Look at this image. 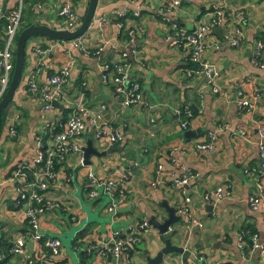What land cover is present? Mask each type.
<instances>
[{
  "label": "crops",
  "instance_id": "1",
  "mask_svg": "<svg viewBox=\"0 0 264 264\" xmlns=\"http://www.w3.org/2000/svg\"><path fill=\"white\" fill-rule=\"evenodd\" d=\"M58 2L48 0L42 11L35 12L34 21L55 24ZM163 2L98 0L92 23L84 33V45L99 47L105 44L99 56L83 53L72 45L71 40L55 41L37 36L27 41L24 69L9 108V118L19 126L17 137L9 139L12 125H8L0 136V161H5L0 165V252L2 245H10L4 264H37L45 252L42 241L36 242L27 234V221L19 207L14 205L17 196L14 186L3 181L17 164L34 166L35 149L51 145L62 111L55 106L49 111L44 110L43 102L28 90L27 82L34 79L40 89L49 75L59 72L68 54L74 58L75 64L64 88L67 101L60 104L71 110L80 105L92 111L99 123L114 126L123 136V141L114 145L121 146L122 151L95 157L88 167L80 162L82 150L79 154L66 155L57 168V178L45 193L59 206L41 216L39 231L43 238L57 237L59 231L69 229L79 221L77 194L85 186L88 171L110 177L118 167H127L130 177L125 185H119L118 189L123 188L125 194L127 190V197L120 202L126 200L116 216L107 210L106 197L89 198L93 215L81 229L87 230L81 236L78 231L71 240L74 263L66 249L61 248L59 260L62 264H108V258L116 262L123 259L126 264H131V256L139 253L137 245L144 241L149 230L129 258L123 255L116 259L111 253L104 256L103 247L111 243L116 232H125L128 225L141 218L148 219L155 212L154 207H149L150 201L158 206L165 199L177 209L184 194L191 197L192 218L202 223L201 227H190L186 222L178 225L181 234L178 244L190 251L187 264H195V261L201 264L263 262L257 250H246L241 234L246 232L245 226H251L259 239L264 238L262 214L249 206V197L255 193L256 183L264 179V176L258 177L261 173L257 131L264 130V0H181L175 19L186 32L193 30L199 22L208 21L214 7L223 5L227 19L220 25V34L214 33L213 29L208 34L204 52L219 74L217 83L221 90L218 93H213L205 85L202 74L183 72L189 52L166 41L169 25L156 13ZM19 4L20 0H0V7L5 12L15 11ZM87 4L88 0H76V15L81 21ZM124 11L122 25L135 30L134 45H129L130 49L124 41L122 27L117 25L120 22L115 23L117 13ZM99 18L104 19L102 25L96 21ZM238 18H241L243 36L237 44H232L223 39V34L232 33ZM256 40L263 43L262 54L257 58L263 67L252 62ZM112 43L126 52L130 73L141 81V102L130 107L120 104L111 85L102 78L99 57H111L109 45ZM132 46L136 50H132ZM37 50L45 52L39 54ZM245 100L249 102L247 106L242 104ZM183 107L189 109V117L177 114ZM182 121H186V129L181 128ZM85 124L86 130L77 142L82 146L91 140L99 151L106 150L111 143L107 139L95 140L89 121ZM63 125L60 124L61 128ZM185 131L194 134L186 137ZM209 133L216 134L213 148L198 150L196 145L207 140ZM159 165L160 170L157 169ZM187 173L193 177L183 189L182 197L177 192V196L172 195L171 181ZM217 187L226 191L225 198L205 201L204 194ZM68 210L70 213L66 219L64 213ZM71 213L76 214V220L70 218ZM105 215L111 216V223H104L108 230L101 238L97 231L99 226L94 223ZM176 215L181 216L177 211ZM18 235L24 236V245L21 253H14L12 247ZM163 243L160 240L157 245L147 246L144 250L154 255ZM174 254L177 260L174 264L182 262L181 256ZM198 255L205 259L200 261ZM32 260L33 263H29ZM169 261L165 260L164 264H171ZM141 264H145L144 254Z\"/></svg>",
  "mask_w": 264,
  "mask_h": 264
},
{
  "label": "built area",
  "instance_id": "2",
  "mask_svg": "<svg viewBox=\"0 0 264 264\" xmlns=\"http://www.w3.org/2000/svg\"><path fill=\"white\" fill-rule=\"evenodd\" d=\"M48 0L36 1L32 9L36 11H42L45 3ZM22 0H20V4ZM12 11L8 15L0 7V20L5 18L7 26L5 28L6 38L4 45L0 48V100L4 96L13 72V42L17 34V29L21 21V9ZM181 5V0H164L160 9L156 12L160 18L169 25V29L166 34V41L173 45H181L188 51L190 60L194 63L195 68L189 70L187 75L202 74L204 77L205 85L210 87L213 93H218L221 89L217 83L219 77L214 65L204 56V52L207 46V36L215 26H220L224 22L223 5L214 7L209 14L208 21H202L190 32H186L184 29L178 27V23L175 19V15L178 12ZM76 0H59L56 4L57 9V21L55 24L50 25L56 29H67L74 31L80 24V21L76 15ZM124 12H118V15L124 14ZM239 15V14H238ZM99 25H102L104 19L99 18L96 20ZM241 18L236 20L233 31L223 34V39L229 41L232 44H237L242 38L243 34L240 28ZM121 27V23H117ZM135 30H128L129 40L128 43L134 45ZM84 35L78 36L71 40L74 47L81 50L83 53H87L86 46L84 45ZM218 47V45H216ZM105 48V44L97 47V52L100 55ZM263 43L260 40H256V46L253 52L252 62L263 67V64L257 60L262 54ZM132 50H136L132 46ZM39 54H43L44 50H37ZM110 64L100 63L102 70V78L106 83H109L113 88L114 95L120 100V104L124 107H130L133 104L141 102V86L138 82V78L133 77L129 71L130 65L126 63V52L110 54ZM115 57H121L115 59ZM75 64L74 58L68 54L67 58L56 74L49 75L46 78L45 84L38 89L34 79H28V90L33 96L39 97L43 102L44 110H51L54 108L52 102L57 101L59 103L66 102V95L64 88L67 85L71 70ZM242 104L247 106L249 102L243 101ZM101 108H104L101 105ZM179 115L189 117V109L184 108L177 112ZM89 121L90 126L94 130V136L96 139H107L111 144H120L123 141L121 133L115 129L112 125L105 123H99L97 117L87 108L80 105L75 106L69 112L62 129L56 132L52 137V143L46 148L35 149V158L32 165L20 163L15 165L9 175L3 182L11 183L16 190V200L14 205L19 207L22 211L23 217H25L28 224L27 234L37 241H42V247L44 254L40 256V261L37 264H52L53 261L59 260L61 255V241L58 237L43 238L40 233V218L48 210L58 207L59 203L54 199L45 196L46 190L49 188L50 183L54 182L57 178V169L54 168L56 163L62 162L66 155L71 153H80L81 145L77 142L81 132L85 129V122ZM186 121L181 122V128L186 129ZM258 139V155L260 158L259 171L264 172V130L257 129ZM9 134L14 137L15 128L10 126ZM216 140L215 133H209L207 140L202 143H198L196 148L198 150L212 149ZM83 158L80 156V162ZM160 170L161 166H157ZM130 169L127 167H118L115 170L113 176L102 177L94 174L92 171H88L86 174V180L88 182V197L90 199H97L99 197H106L107 210L116 216L118 214V205L122 202L126 196L124 189H118L119 185H124L128 180ZM193 175L187 173L181 177L173 179V187L180 189L182 195L185 185L189 184V181ZM2 181L0 180V187ZM256 191L249 197V206L252 210L260 211L263 217L264 223V191L263 185L259 181L255 185ZM118 191V193H116ZM228 193V192H227ZM226 191L221 187L212 189L210 192L204 194V200L219 201L225 198ZM117 200V202H116ZM191 197L184 194L182 204L176 209L189 223L190 227H201L202 223L194 220L191 216L189 204ZM73 220L76 217L70 216ZM149 227L148 219L141 218V220L135 222L133 225H129L124 234L119 235L115 233L114 239L109 245L104 246L103 255L112 254L116 259L121 256L129 258V255L133 253L134 247L142 240L144 233ZM242 232L241 239L243 240ZM251 240V245L248 251L257 250L261 260L264 262V238L259 239L258 233L248 235ZM13 244L12 251L14 253H21L24 245V236L18 235ZM240 239V240H241ZM246 248V247H245ZM199 260L203 261L205 257L198 255ZM29 263H33L29 261ZM177 264H184L182 262Z\"/></svg>",
  "mask_w": 264,
  "mask_h": 264
},
{
  "label": "water",
  "instance_id": "3",
  "mask_svg": "<svg viewBox=\"0 0 264 264\" xmlns=\"http://www.w3.org/2000/svg\"><path fill=\"white\" fill-rule=\"evenodd\" d=\"M97 3L98 0H88L83 19L77 29H75L74 31H69L67 29H56L45 23L30 25L20 31L15 43L14 68L11 80L4 96L0 100V135L2 112L12 100L14 92L21 79V74L25 62L26 44L29 38L33 36H43L54 39L55 41H69L78 36L84 35V33L88 30L90 24L92 23ZM212 31L216 34H220L221 26L213 27ZM52 104L60 111H62L64 108L63 105L58 103L57 101H53ZM192 134H194L193 131H185L184 133L186 137H190V135ZM81 150L83 156L82 165L85 166L90 165L91 155H94L95 157H101L111 153L112 151H122V147L111 144L106 150L99 151L93 145L92 141L88 140L85 145L81 146ZM184 187L187 188L188 185H185ZM158 205L165 210V217L163 214L162 218L158 219L156 214H151L148 218V223L150 227L152 226L153 228L158 230L159 234L162 236L161 240L164 243L154 255H151L148 250H143V254L145 255V264H164V257L167 254L174 253L179 254L181 256L182 262L184 264H187V257L190 254L189 249H186L181 244H174L172 241L175 233L173 225L182 217L176 215L175 207L170 206L165 199L161 200Z\"/></svg>",
  "mask_w": 264,
  "mask_h": 264
},
{
  "label": "rangeland",
  "instance_id": "4",
  "mask_svg": "<svg viewBox=\"0 0 264 264\" xmlns=\"http://www.w3.org/2000/svg\"><path fill=\"white\" fill-rule=\"evenodd\" d=\"M35 0H28L27 2L24 3L23 7H22V13H21V20H28L32 23H35L36 24V21H34V14L32 13V5L34 3ZM19 9V5L17 6V10ZM20 9H21V4H20ZM16 11V10H15ZM20 25H21V22L18 26V29H17V32L19 33V28H20ZM33 37H37V36H33ZM31 37V38H33ZM29 38V40L31 39ZM15 41L13 42V47L15 48ZM128 45V49H130V46L131 45L130 43H127ZM22 76V75H21ZM12 103V100L10 101V103L4 108L3 112H2V116H1V135H3L5 129L7 128L8 125H12L14 128H15V136L14 137H9V139L13 140L15 137H17V129L18 127L16 126V124L9 118V108H10V105ZM105 124H108V125H111L110 123H106ZM114 127V126H113ZM92 128V127H91ZM93 129V128H92ZM86 130V125H85V129L81 132L80 135H82V133ZM94 131V130H93ZM0 135V136H1ZM93 137L94 134H93ZM96 140V138H95ZM94 143V142H93ZM95 145V144H94ZM2 155V153H0V156ZM95 156L94 155H91L90 157V161L91 163L93 162ZM5 161L2 163L0 161V165L4 164ZM90 165H87L86 167H88ZM86 174V173H85ZM130 174V173H129ZM130 177V175L128 176V178ZM129 180V179H128ZM128 180L124 183V185L128 182ZM53 183V182H51ZM50 183V184H51ZM261 183L264 187V179L261 180ZM85 186L81 188V193H78L77 194V198L79 200V209H80V214H79V221L76 223L74 222L75 224H73L69 229L66 228L64 230H61L59 231L58 234H56V236L60 239L61 241V248L62 250L65 248L67 253H68V256H70L72 259H73V263H74V253H73V250L71 248V240L72 238L76 235V233L79 231H81V229L84 228V224L89 222L93 215V210L89 204V197H88V194H89V190H88V182L87 180L85 179ZM50 187V186H49ZM49 189V188H48ZM47 189V190H48ZM126 189V188H125ZM46 190V192H47ZM174 190V191H173ZM173 190H171V194L174 195V196H177L178 194L182 197V194L179 190H176L173 188ZM178 194H177V193ZM126 194H127V190H126ZM127 197V195H126ZM126 199V198H125ZM117 202V200H116ZM126 202V200L124 201V203ZM182 200L180 201V204H181ZM124 203L122 204H119L118 205V208H120ZM179 204V205H180ZM177 205V206H179ZM149 207H154L155 211L153 214H156L157 215V218L158 219H161L163 214H166L165 210L160 207L159 205L157 206V203L156 202H153V201H150L149 203ZM68 212V213H67ZM66 213H64V216L66 219H68V216H69V213L70 211L68 210ZM71 215L75 216L76 217V214L74 213H71ZM85 215L87 218H85ZM65 219V220H66ZM104 220V222H103ZM139 220V219H138ZM183 220V219H182ZM179 220L177 221L176 223H174L173 227L175 229V233H174V236L172 238V241L174 244H178V242H180V239H181V234L179 232V226L178 225H181V224H184V222L187 223V226H189V223L188 221L185 219V221L183 220ZM111 221V216H107L105 215L103 218L101 217L100 220L97 222V223H94L97 227L99 226V228L97 229V231H99V233L101 234L100 237L103 238L105 235L103 233H106V231L108 230V228H105L106 225H104L105 222H110ZM109 225V224H108ZM68 226V221L66 220V227ZM113 226V225H111ZM129 226V225H128ZM127 226V228H128ZM149 230V231H148ZM147 231L148 233L146 234L145 233V239L144 241H142L141 243H139L137 245V247L139 248V253L138 254H135L133 257L131 256L130 258V261H131V264H141V261H142V258H143V254H142V251L147 247V246H155L157 245V243H159V241L162 239V236L159 234L158 230H156L155 228H153L152 226L148 227L147 228ZM117 233H119V235L121 234H124V232H120L118 231ZM86 236V235H85ZM163 242V241H162ZM176 242V243H175ZM84 246V245H83ZM110 255V254H108ZM173 255H176V254H167L164 258L165 260H170L169 263L171 264H174L177 262V260L174 259ZM107 260V259H106ZM108 260L110 261L108 264H116L117 262H119L120 264H126L124 262L123 259H120L119 261L116 262L115 259L113 258H108ZM189 261H193L191 258H189ZM195 264H201V262H198V261H195ZM260 264H263V262H261Z\"/></svg>",
  "mask_w": 264,
  "mask_h": 264
},
{
  "label": "trees",
  "instance_id": "5",
  "mask_svg": "<svg viewBox=\"0 0 264 264\" xmlns=\"http://www.w3.org/2000/svg\"><path fill=\"white\" fill-rule=\"evenodd\" d=\"M36 1H38V0H35V2ZM26 2V0H22V3H21V13H22V7H23V5H24V3ZM33 6V5H32ZM17 9V8H16ZM15 9V10H16ZM31 10H32V13L34 14V16H35V11L31 8ZM13 11V10H12ZM12 11H4L5 12V14L6 15H8L9 13H11ZM118 15V14H117ZM125 15V13L124 14H122V15H118V16H116V22L115 23H117V22H120L121 24H123L121 21H122V16H124ZM82 19H83V17H82ZM226 19L227 18H225L224 17V22L226 21ZM7 20L5 19V18H3V19H1L0 20V48H2L3 47V45H4V40H5V38H6V35H5V28H6V26H7ZM21 22V25H20V28H19V33H20V31L22 30V29H24V28H26V27H28V26H30V25H34L35 23H32V22H30V21H28V20H21L20 21ZM39 22H36V24H38ZM121 32H122V34L124 35V37H125V42L126 43H128V40H129V35H128V28H126V27H124V25H121ZM178 27L179 28H181L180 26H179V23H178ZM182 29V28H181ZM188 32H190V31H188ZM19 33L17 32V34H16V36H15V39H14V41L16 42V40H17V37H18V35H19ZM46 38H48V39H50V40H54V39H51V38H49V37H46ZM179 46H181V45H179ZM109 49H110V54H118V53H122L123 52V50H122V48H120L117 44H115V43H112V44H110L109 45ZM86 50H87V54L88 55H91V56H97L99 53H96L97 52V47H86ZM264 50V49H263ZM262 50V51H263ZM104 51V50H103ZM103 51L102 52H100V54H102L103 53ZM14 55H15V48H13V64H14ZM260 58V57H259ZM110 59H111V57L109 56L108 58L107 57H105V56H101V58L99 57V61L101 62V63H109L110 64ZM126 63H128L129 65H130V60L129 59H127L126 57H125V60H124ZM259 61V60H258ZM260 62V61H259ZM193 68H195V65H194V63L190 60V56H189V54L187 55V59H186V64L182 67V70H183V72L185 73V74H187V72L189 71V70H191V69H193ZM23 69H24V67H23ZM22 72H23V70H22ZM132 75V74H131ZM133 77H135V75H132ZM138 82H139V84H140V86H141V81L139 80V78H138ZM184 108V107H183ZM183 108H182V110H183ZM70 108H64L63 110H62V112H61V117H62V119H61V122H57L56 123V125H55V129H54V132L56 133V132H58V131H60L62 128H61V126H60V124H63L64 122H65V120H66V118H67V116H68V114H69V112H70ZM182 115V114H181ZM183 117H184V115H182ZM184 119V118H183ZM60 163V162H59ZM59 163H56L55 164V166H54V168L55 169H57L58 168V166H59ZM262 174V175H261ZM261 174H258V177L260 178V177H262V176H264V172L263 173H261ZM171 185L173 186L174 184H173V181H171ZM173 188H175V187H173ZM116 193H118V191H116ZM245 231H246V233H244L242 236H243V241H245V243H246V250L248 251L249 250V248H250V245H251V240H250V238H249V234H253V233H257V231L255 230V228H253V227H251V226H245L244 228H243ZM86 230L87 229H84V230H81L80 232H78V236H81L82 234H84L85 232H86ZM244 232V231H243ZM2 248H3V250H1L2 252H0V264H4V261H5V258H6V255H7V253H9V248H10V245L9 244H7V245H2L1 246ZM135 250V247H134V249H133V251ZM52 264H62V262H61V260H57V261H53L52 262Z\"/></svg>",
  "mask_w": 264,
  "mask_h": 264
}]
</instances>
